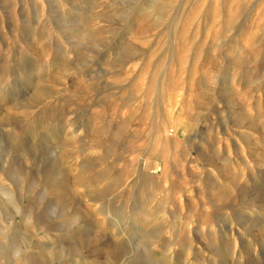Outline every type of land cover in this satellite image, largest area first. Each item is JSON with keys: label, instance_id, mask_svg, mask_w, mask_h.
I'll use <instances>...</instances> for the list:
<instances>
[{"label": "rangeland", "instance_id": "1", "mask_svg": "<svg viewBox=\"0 0 264 264\" xmlns=\"http://www.w3.org/2000/svg\"><path fill=\"white\" fill-rule=\"evenodd\" d=\"M0 264H264V0H0Z\"/></svg>", "mask_w": 264, "mask_h": 264}]
</instances>
